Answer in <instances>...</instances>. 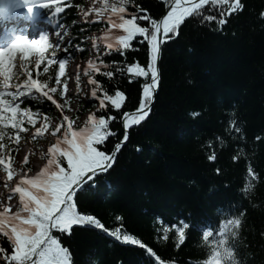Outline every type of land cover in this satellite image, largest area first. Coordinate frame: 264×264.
<instances>
[{
  "label": "trees",
  "instance_id": "obj_1",
  "mask_svg": "<svg viewBox=\"0 0 264 264\" xmlns=\"http://www.w3.org/2000/svg\"><path fill=\"white\" fill-rule=\"evenodd\" d=\"M241 2L243 11L230 16L222 28L215 21L188 18L179 35L162 46L159 88L149 116L129 130V141L113 167L75 198L79 212L95 216L110 231L133 236L145 248L121 243L94 227L76 226L70 237H60L72 264H208L209 258L227 253L239 264H264V0ZM83 6L84 0H66L57 18L62 35L68 37L63 47L79 60L88 56L86 38L107 28L104 22L77 24L75 12ZM137 8L153 18L168 9L164 0H133L129 11ZM204 14L219 19V6H210ZM77 45L84 51H75ZM132 47L140 51L130 48L124 56L105 58V63L146 66V48L138 42ZM18 63L14 71H31L36 78L34 63L26 70ZM42 69L39 78L52 77L54 86L58 66H50L46 74ZM107 70L115 73L111 81L97 79L105 89L125 91L129 99L124 110H135L140 84H129L126 72ZM24 106L46 113L52 121L56 117L46 100L29 99ZM74 111L73 118L87 117L96 106L77 98ZM119 119L110 126L117 135L109 139L108 150L123 137ZM232 119L239 134L226 131ZM24 167L30 168L29 161ZM249 167L256 179L248 176ZM181 220L192 225L182 244L172 227ZM203 232L209 233L207 239ZM0 247L10 250L6 238L0 237Z\"/></svg>",
  "mask_w": 264,
  "mask_h": 264
},
{
  "label": "snow or ice",
  "instance_id": "obj_2",
  "mask_svg": "<svg viewBox=\"0 0 264 264\" xmlns=\"http://www.w3.org/2000/svg\"><path fill=\"white\" fill-rule=\"evenodd\" d=\"M164 3L169 10L161 18H153L139 8L130 12L133 0H99L100 6L92 9L97 18L93 22H104L107 28L102 36L92 41L96 61L89 60L83 70V75L88 77L86 83L91 85L89 102L96 106V111L91 112L82 125L77 123L78 117L65 114V106L70 104L66 64L71 57L58 58L56 55L62 42L59 31L55 32L57 40L54 44L49 42V36L32 41L21 37L9 47L0 49V171L5 174L0 183L5 188L11 184L8 202L0 201V237L6 238L10 244V250L0 247V264H72L70 250L62 246L60 237H70L76 226L94 227L121 243L145 248L133 236L122 234L119 229L110 231L95 216L79 212L75 198L97 176L113 167L118 153L129 141V130L141 125L149 116L160 82L158 60L162 46L179 35L188 18H200L201 23L215 21L222 28L230 16L244 9L241 0H164ZM65 4L66 0H44L41 6L50 8L56 18L64 12ZM210 6H219V19L215 15L204 14ZM261 16L264 18V13ZM60 27L57 23V29ZM134 42L146 48V66L132 62L121 68L115 61L105 63V58L114 54L124 56L130 48L134 52L140 51V47H132ZM49 49L50 56L47 55ZM64 51L67 52V48ZM75 51L83 52L84 49L77 45ZM17 61L19 68L25 70L34 63L36 78L31 71H14ZM42 65L45 74L49 73L50 66H58L54 86L52 77L46 80L39 78ZM76 67L78 95L83 89L80 87V65ZM112 68L121 75L126 72L129 84H140L141 93L135 110H124L129 99L125 91L118 87L111 91L105 89L97 79L104 76L111 81L115 73L107 69ZM21 76L25 77L22 81ZM84 95L87 97L88 93ZM29 99L50 102L57 112L58 122L53 123L46 113L39 110L22 107ZM113 110L116 115H109ZM230 115L235 117L234 112ZM118 117L123 137L108 150L106 144L117 135L110 126ZM226 131L239 134L241 129L232 119ZM25 133L33 139L48 133L53 142L47 147L46 162L41 166L17 170L13 153L18 151ZM232 138L236 139L235 136ZM220 143H223L222 138ZM209 159L214 161L216 157L212 155ZM233 159L238 160L239 157ZM24 163H28L27 156ZM248 176L256 179L251 167L248 168ZM236 223L239 225L240 221ZM172 227L182 244L186 230L192 225L181 220L179 225ZM203 237L207 239L209 233L203 232ZM146 251L155 255L151 248ZM208 264H211L210 258Z\"/></svg>",
  "mask_w": 264,
  "mask_h": 264
},
{
  "label": "rangeland",
  "instance_id": "obj_3",
  "mask_svg": "<svg viewBox=\"0 0 264 264\" xmlns=\"http://www.w3.org/2000/svg\"><path fill=\"white\" fill-rule=\"evenodd\" d=\"M37 1L38 0H35V1L25 0L23 3L26 4L29 2H37ZM93 1H94V3H92L91 5H88V1L85 0L84 8L82 9V11H80V14L88 13V16L90 18H94L93 20H96L97 18L95 16V13L92 11V9L94 7H99L100 4H99V0H93ZM90 18L81 16V19H79V21H80V23L82 20L83 21H86V20L89 21V20H91ZM46 36H49V42L50 43L54 44L57 40V36L53 33H47ZM99 36L100 35H96L94 37H91V39H89L87 41L88 56L85 59H83L82 61L79 60V62H77L75 60L76 58H74V60H72V61H70V59H69L68 63L66 64V71H67L68 76H69L67 98L70 100V104L65 106V108H66L65 114L69 115L70 117L72 115H74L76 99L81 98L82 100H88L90 97L89 86L86 83L87 79L83 78V76L81 78V85H80V87L83 89V91L77 95V92H76L77 85L75 83V74H73L74 68L76 65H80V68L84 69L87 66L88 61L92 60V58L95 54V51L92 48V41L96 37H99ZM61 45H60V47H61ZM66 56H69L68 51L67 52L62 51L61 53H59L57 55L58 58L59 57H66ZM73 56H76V54L74 53ZM85 92L88 93L87 97L84 95ZM85 120H86V115H82L78 118L77 123L82 125V123ZM57 122H58V119H57V112H56V117H55L53 123H57ZM52 142H53V139L51 138L50 134H48V133H46L42 137H37L35 139H33L30 136V134H27L23 143L19 144V149L15 155L16 160H15L14 166L17 168V170H19L20 168H23L24 156H27L30 167L38 168L39 166L42 165V163L46 162L45 157L47 154V147H49ZM24 147L25 148L27 147V149L30 150V152L28 154H27L26 149ZM23 151L25 153L24 155H22ZM3 174L4 173H0V181H3L5 178V177H3ZM10 191H11V184L8 188H5L3 186V183H0V201L7 203L8 202L7 201V195Z\"/></svg>",
  "mask_w": 264,
  "mask_h": 264
},
{
  "label": "clouds",
  "instance_id": "obj_4",
  "mask_svg": "<svg viewBox=\"0 0 264 264\" xmlns=\"http://www.w3.org/2000/svg\"><path fill=\"white\" fill-rule=\"evenodd\" d=\"M230 255H231V253H227V254H223V255L221 256L222 264H223V261H225ZM232 264H238V262L235 261V260H233V261H232Z\"/></svg>",
  "mask_w": 264,
  "mask_h": 264
},
{
  "label": "water",
  "instance_id": "obj_5",
  "mask_svg": "<svg viewBox=\"0 0 264 264\" xmlns=\"http://www.w3.org/2000/svg\"><path fill=\"white\" fill-rule=\"evenodd\" d=\"M168 10H169V9H168ZM168 10H167V11H168ZM167 11H166V12H167ZM165 14H166V13H165ZM160 61H161V57H160V59L158 60V69H159ZM159 73H160V72H159ZM158 88H159V87H158ZM155 95H156V94H155ZM154 101H155V98H154ZM153 104H154V102H153ZM153 104H152V106H153ZM151 108H152V107H151Z\"/></svg>",
  "mask_w": 264,
  "mask_h": 264
},
{
  "label": "bare ground",
  "instance_id": "obj_6",
  "mask_svg": "<svg viewBox=\"0 0 264 264\" xmlns=\"http://www.w3.org/2000/svg\"><path fill=\"white\" fill-rule=\"evenodd\" d=\"M88 1V5H91L92 3H94V1L93 0H87ZM25 153H24V151H23V153H22V155H24Z\"/></svg>",
  "mask_w": 264,
  "mask_h": 264
}]
</instances>
